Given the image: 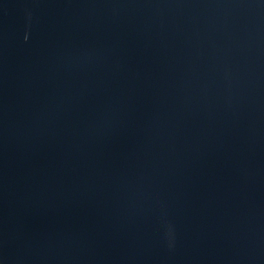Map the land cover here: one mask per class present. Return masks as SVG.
Returning <instances> with one entry per match:
<instances>
[{
    "label": "water",
    "instance_id": "obj_1",
    "mask_svg": "<svg viewBox=\"0 0 264 264\" xmlns=\"http://www.w3.org/2000/svg\"><path fill=\"white\" fill-rule=\"evenodd\" d=\"M0 264H264V0H0Z\"/></svg>",
    "mask_w": 264,
    "mask_h": 264
}]
</instances>
